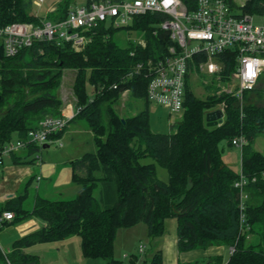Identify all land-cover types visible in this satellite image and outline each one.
I'll use <instances>...</instances> for the list:
<instances>
[{
  "label": "trees",
  "instance_id": "trees-1",
  "mask_svg": "<svg viewBox=\"0 0 264 264\" xmlns=\"http://www.w3.org/2000/svg\"><path fill=\"white\" fill-rule=\"evenodd\" d=\"M69 4L62 3L60 15L49 20L64 19ZM32 11L33 0H0V27L17 22L41 24L43 19ZM243 11L264 15V0H245ZM163 19V15L148 14L127 28L101 26L82 53L65 43L37 42L15 57H7L0 45V150L15 137L17 142L27 140L28 133L45 118L62 117L58 90L64 71L70 69L77 76L78 112L72 121H83L97 146L95 154L72 163L73 182L80 186L75 198L37 197L34 208L28 210L25 195L0 206V215L14 213L13 223L36 218L45 224L16 241L11 253L4 254L0 248V264H40L39 257L26 249L74 236L82 238L85 258L123 264L115 258L120 229L146 224L149 236L161 239L172 219L178 222L180 253L235 247L226 262L216 257L207 264H264V155L253 148L264 135V75L256 89L244 93L242 104L227 94L199 98L188 83L183 116L168 134L151 131L147 108L127 117L115 109L126 92L132 103H150L149 63L167 56L173 45L167 32L155 33ZM120 30L142 34L146 47L138 43L121 48L113 40ZM232 69L228 65L223 75L229 76ZM87 84L94 88L92 97ZM251 96L261 104L252 102ZM222 103L227 106L224 123L209 127L208 112ZM241 137L247 144L238 172L224 162L220 145L225 142L234 147L233 141ZM42 150L31 145L23 155L16 153L10 159L33 162L29 159ZM145 159L152 162L145 163ZM157 164L167 170L168 182L158 178ZM241 173L247 181L242 191L235 186ZM242 195L248 197L243 200ZM143 264H164L162 251Z\"/></svg>",
  "mask_w": 264,
  "mask_h": 264
},
{
  "label": "built area",
  "instance_id": "built-area-1",
  "mask_svg": "<svg viewBox=\"0 0 264 264\" xmlns=\"http://www.w3.org/2000/svg\"><path fill=\"white\" fill-rule=\"evenodd\" d=\"M244 6L245 2L237 3L236 0H190L186 3L183 0H90L85 6L70 8L64 19L43 20L38 25L17 22L0 27V45L7 57H15L37 42L65 43L82 53L101 26L122 29L131 26L138 17L163 15L155 33L167 32L173 45L167 56L156 64L149 63L152 77L147 99L171 114H183L186 86L201 74L227 83L228 88L217 94L233 95L241 104L244 93L257 88L264 75V23L255 25L254 20L264 21V15L246 14ZM140 44L146 47L145 41ZM230 64L233 69L225 77L223 74ZM226 109V104L222 103L214 111H221L225 118ZM71 119L67 116L45 118L39 128L28 133L27 140L0 150V165L5 158L10 159L31 145L62 146L58 135L65 132ZM233 144L242 150L247 139H235ZM35 157L37 162L41 161L40 156ZM246 184L241 173V181L235 186L242 191ZM242 196L243 200L248 197ZM244 205L242 201L241 211L245 210ZM14 218L12 212H5L0 215V224ZM242 224L245 225L244 215ZM229 251L233 255L235 247ZM143 252L141 248L140 253Z\"/></svg>",
  "mask_w": 264,
  "mask_h": 264
},
{
  "label": "rangeland",
  "instance_id": "rangeland-1",
  "mask_svg": "<svg viewBox=\"0 0 264 264\" xmlns=\"http://www.w3.org/2000/svg\"><path fill=\"white\" fill-rule=\"evenodd\" d=\"M69 1L70 8H78L85 6L88 3V0H44V3H39V0H33V11L32 14L41 17L43 20L51 19L52 15H60L59 7L62 3ZM238 3H243L245 0H236ZM255 25H262L264 21L262 19L256 18L254 20ZM114 42L121 48H128L131 44H138L142 41H145V37L142 34L137 32H130L127 30H120L113 35ZM76 71L74 70H65L64 75L61 80V85L59 86V97L60 99L66 102H71L76 104V96L74 93V85L76 81ZM193 91L196 96L199 98H206L209 95L217 94L222 89L228 88L227 83H221L216 78L205 74H201L199 77L192 78L190 83ZM87 93L90 97L94 96L95 91L89 84H87ZM220 95V94H217ZM223 95V94H221ZM250 100L254 103L261 104L259 101H255L253 96L250 97ZM131 102L130 99L127 100V97L120 99L119 104L115 106L117 112L123 116L127 117L130 115L136 114L130 110V106H127ZM141 103V104H139ZM137 103L140 110H145L146 108L149 111V122L150 129L153 133L156 134H168L172 131V126L176 125L181 121L183 114H171L167 109L162 106L149 103L146 105L144 102ZM125 105V107L123 106ZM64 108V105H63ZM209 113V112H208ZM225 118L223 117L219 120L218 126L224 123ZM73 128V126L71 127ZM91 134L85 133V135L74 137L71 143L66 142L65 150L59 149L56 146H51L47 150L39 151L35 156L45 155L54 159V156H58L59 153L64 151V158L77 159L81 158L86 153H96L97 146ZM17 142L16 137L13 140L11 145H15ZM253 148L264 155V135L260 136L254 143ZM220 149L223 151L224 162L228 165H231L236 171H241V162H242V150L239 147H230L227 143L223 142L220 145ZM62 154L59 157L63 158ZM7 161V158H5ZM145 163L152 162L151 159L143 160ZM158 178L164 182L169 181V174L165 168L160 165H156ZM36 183L33 184L35 187ZM33 187V188H34ZM171 221H168L167 233L163 238L154 239L151 238L148 234V227L146 224H137L129 228H122L118 231L116 244H115V258L122 261L123 264H134L133 260L136 258L135 264H143L145 261H150L154 254L158 251L164 250L165 244L168 247H172V241L167 242L166 238L170 235L171 231ZM17 223H13L11 226L0 230V248L3 253H8L9 248L12 247V241L7 236L12 235L14 238H18L16 233ZM167 236V237H166ZM251 240L254 239L252 236ZM6 242H9L10 245H6ZM143 248L144 252L140 253V249ZM219 248V247H213ZM222 248V247H221ZM230 249V248H229ZM208 250V249H207ZM199 250V251H207ZM28 252L31 255H36L40 259V264H107L103 259H88L83 256L82 252V238L80 236H75L72 239L61 241V242H52L38 244L30 247ZM228 247L223 246L222 256L224 260H228L230 257ZM189 256H194V253H188ZM209 257L200 256L195 259L197 262L202 261L207 264L209 262ZM192 259L191 262L182 261L181 264H192L195 262ZM200 262V263H202Z\"/></svg>",
  "mask_w": 264,
  "mask_h": 264
},
{
  "label": "crops",
  "instance_id": "crops-1",
  "mask_svg": "<svg viewBox=\"0 0 264 264\" xmlns=\"http://www.w3.org/2000/svg\"><path fill=\"white\" fill-rule=\"evenodd\" d=\"M123 97H127L128 100V93H124ZM63 105L64 108L62 109V116L70 117L72 118V121L77 114L76 104L64 101ZM123 106L125 107V105ZM127 106H130L129 109L132 110V112L138 113L141 111V108L138 107L137 103H132V101L126 105V108ZM72 126L73 128H71ZM85 133L91 134L90 136L93 137L95 141L94 134L87 128L83 121H72L69 123L65 132L62 133V136L60 137L62 146L57 144L52 146H56L59 149L61 148L65 150L66 142L71 143L74 137L85 135ZM70 139L72 140L69 141ZM50 147L51 146H48V148L43 147V150H47ZM18 153L22 154L23 152L20 151ZM63 153L64 151L59 153L57 157L56 154L54 159L41 154L39 155L41 159L40 162L36 161L35 156L29 159V161L33 160V162L21 160L19 163H15L9 158H7L8 162L4 160V164L0 165V206H4L11 201H14L18 197L25 195H27V199L24 202V206L28 210L34 208L37 197H43L50 200H70L75 198L78 191L80 190V186L73 182L74 170L72 163L81 159L86 154L95 153H86L81 158H77L75 160L72 158H64ZM60 154H62L63 158L59 157ZM34 183H36L35 187L33 186ZM12 224L13 221H5L3 224H0V230H3ZM19 225L20 227L16 228V233L19 236L18 238H14L12 235L7 236L10 238L13 244L12 247L9 248L8 253L4 254H9L13 251V246L16 241L39 231L45 224L41 220L32 218L17 223V226ZM171 231L172 232L170 235L168 237L166 236V240H168L167 242L172 241V247L170 248L165 244L164 250L162 252L164 264H181L182 261L191 262L192 259H197V257L200 256V253L201 257H209V262L216 257L223 258V247H212L207 251L197 250L180 253L178 250V222L176 219H172L171 221ZM74 237H70L66 240L72 239ZM6 245L9 246L10 243L6 242ZM28 249H26V253L30 254ZM188 253H194V256H189L187 255ZM224 261L226 262V260ZM195 262L197 261L195 260ZM200 264H205V262Z\"/></svg>",
  "mask_w": 264,
  "mask_h": 264
},
{
  "label": "water",
  "instance_id": "water-1",
  "mask_svg": "<svg viewBox=\"0 0 264 264\" xmlns=\"http://www.w3.org/2000/svg\"><path fill=\"white\" fill-rule=\"evenodd\" d=\"M224 117L223 113L219 110L209 112L207 114L206 120L209 127L218 126L219 120H221ZM44 148H48V145H45Z\"/></svg>",
  "mask_w": 264,
  "mask_h": 264
}]
</instances>
